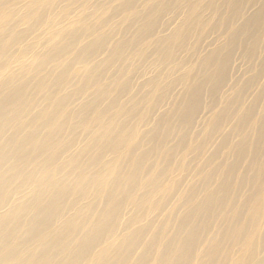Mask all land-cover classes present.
<instances>
[{"label": "bare ground", "instance_id": "obj_1", "mask_svg": "<svg viewBox=\"0 0 264 264\" xmlns=\"http://www.w3.org/2000/svg\"><path fill=\"white\" fill-rule=\"evenodd\" d=\"M252 2L0 0V264H264Z\"/></svg>", "mask_w": 264, "mask_h": 264}, {"label": "rangeland", "instance_id": "obj_2", "mask_svg": "<svg viewBox=\"0 0 264 264\" xmlns=\"http://www.w3.org/2000/svg\"><path fill=\"white\" fill-rule=\"evenodd\" d=\"M222 1L223 0H220V3H221L220 10L223 11L224 13H226L227 17L231 16L232 10L230 8L225 7L223 5ZM263 2H264V0H253V2L251 4L247 5L243 11L242 17L237 20V22H240V23L238 25L234 24L230 28L224 30L223 36L219 39V42H224L226 38H229L231 35V31H232L231 29L236 27V26H240V25L245 26V28L240 31V37H244V38L248 37L246 35V31H251L252 33H254L257 30H259L261 32L262 39L264 40V13L262 15H258V13H257L260 10V8L262 7ZM204 16H208V14H204ZM117 19L119 20L120 17H118ZM175 20L177 21V19H175ZM209 20H210V22L215 23L213 18H209ZM176 21H174V22H176ZM135 31H136V27L132 26L130 29V33L133 34V33H135ZM214 35H215V33L212 36H214ZM115 38L119 39V36H115ZM152 38L153 37H149L148 39L151 40ZM250 41H256V37L254 34H252L249 37V39L246 43H244L242 45H238L236 47V50L234 53L233 64L237 66L236 70H234V72H233V73H235V76H237L236 87L247 82L250 75L253 73V70L251 69L252 65H254V66H261L262 65L264 67V59L262 58L264 56V46H263L262 50L260 51V55L255 57L252 62L248 61L247 58L245 57V53L247 52ZM148 54H150V53L148 52ZM152 58H153V56H150L149 60H151ZM156 71H157V69L154 66L149 67L145 71V75H143V78L139 77L138 79H145L148 77H152L156 74ZM177 74H179V72ZM263 82H264V68L261 72V76H260L258 82L253 83V84L250 83L245 87V89H244L245 95H244V100L242 102V105H243L242 108L243 109H241L240 115H246V113H245V112H247L246 106L248 105L250 97L256 91L257 87ZM177 88L179 90L175 94L176 96L179 92H181V88L180 87H177ZM233 94H234L233 91H231V96H233ZM263 101L264 100L262 99L256 104L255 114L249 115V124L253 123L256 120V118H258L259 115L262 113L263 108H264V102ZM222 104L223 103H220L219 106ZM167 108H169V103L167 104ZM216 109H217L216 105L206 106V108H204V111H203V114H204L203 119L207 120L211 116V114L214 112V110H216ZM199 125L202 128L200 131V134H201V132L203 131V129L205 127H207V125L205 123H200ZM199 137L200 136H198V138L196 139V143L200 140ZM176 156L179 157V155H176ZM230 159L231 158H229V160ZM219 160L220 159L218 158L215 161L217 162ZM157 162H158L159 166H161L163 163L161 160H157ZM199 180H200L199 174H197V175L192 174V177L189 178L188 182L191 181V183H197Z\"/></svg>", "mask_w": 264, "mask_h": 264}]
</instances>
